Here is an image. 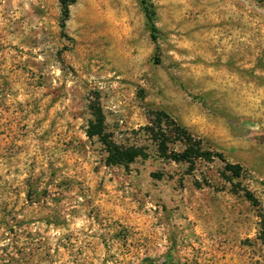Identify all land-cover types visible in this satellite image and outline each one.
Returning a JSON list of instances; mask_svg holds the SVG:
<instances>
[{"label":"rangeland","instance_id":"rangeland-1","mask_svg":"<svg viewBox=\"0 0 264 264\" xmlns=\"http://www.w3.org/2000/svg\"><path fill=\"white\" fill-rule=\"evenodd\" d=\"M150 2L0 0V264H264V0Z\"/></svg>","mask_w":264,"mask_h":264},{"label":"trees","instance_id":"trees-1","mask_svg":"<svg viewBox=\"0 0 264 264\" xmlns=\"http://www.w3.org/2000/svg\"><path fill=\"white\" fill-rule=\"evenodd\" d=\"M76 1L77 0H61L63 14L62 28L65 27V22L69 18V7L75 4ZM141 5L143 7L144 14L151 30V38L156 43L158 39V30L155 23L156 12L154 9V5L150 2V0H141ZM97 114L98 116H96L97 118L95 120V123H93L89 128L88 136L91 138L96 136L100 137L101 143L104 146L105 152L107 154L106 164L108 166H127L129 164L134 163L141 156V150L139 148L126 147L120 145L116 143L113 139H111V137L105 133V127L101 112L95 113V115ZM152 135L157 143L159 156L165 160L176 163L193 164L194 162L200 160H206L211 162L216 157L225 163V171L227 173L231 174L233 177L236 178H240L243 176L244 170L240 165H234L226 162L222 154L218 153L213 155L209 152H203L200 146L195 144L193 139L187 136V134L185 133L177 134V136L172 142L169 140V138H166L165 136L159 137L155 134ZM183 141H185V143H187L188 145L184 151L175 152L174 150H170V144ZM245 197L254 206H258V201L250 192H246ZM147 261L148 260H146V262Z\"/></svg>","mask_w":264,"mask_h":264}]
</instances>
